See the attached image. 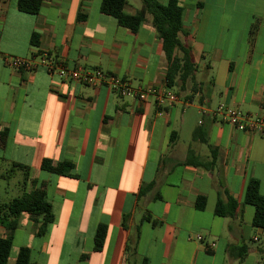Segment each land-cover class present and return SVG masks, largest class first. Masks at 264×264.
I'll use <instances>...</instances> for the list:
<instances>
[{"label": "crops", "instance_id": "0c3cea01", "mask_svg": "<svg viewBox=\"0 0 264 264\" xmlns=\"http://www.w3.org/2000/svg\"><path fill=\"white\" fill-rule=\"evenodd\" d=\"M16 3L0 0V132L7 131L0 204L38 188L54 221L38 236L41 217L21 215L6 264L20 248L36 264H264V229L243 204L250 180L264 197V136L211 115L219 104L264 114V0H178L177 37L196 67L183 90L165 86L167 62L150 15L133 33L100 13L101 0H44L36 15ZM140 9L126 0L124 13ZM42 54L181 101L138 103L41 66L17 71L5 63ZM43 160L71 167L58 175L42 170ZM229 198L233 215H215L217 200ZM100 226L105 239L95 252Z\"/></svg>", "mask_w": 264, "mask_h": 264}, {"label": "trees", "instance_id": "16d2710c", "mask_svg": "<svg viewBox=\"0 0 264 264\" xmlns=\"http://www.w3.org/2000/svg\"><path fill=\"white\" fill-rule=\"evenodd\" d=\"M44 0H17V9L19 12L36 15L38 14ZM126 0H101L99 11L101 14L112 17L117 24L123 28L135 33L139 30L141 24L145 22L146 15L151 16V25L155 29L157 38L162 42L163 56L167 62L165 74V86L175 88L180 86L183 90L187 81L193 79L195 72V63L193 61L191 48L182 45L177 34L182 27V8L178 0H167L161 4L156 0H142V6L135 15L124 13ZM80 20V16L78 17ZM36 35L32 36L35 40ZM179 54V56L177 55ZM176 94V93H175ZM7 131L0 132V149L6 145ZM71 164L62 162L52 166L49 160H43L41 169L58 175H63L65 170L70 168ZM243 204L254 207L252 225L256 228L264 229V197L259 193V185L256 180H250L245 188ZM235 201L228 199L226 204L217 200L214 213L220 217H231L235 210ZM205 199L198 198L196 208L203 210ZM28 215L36 219L41 217L37 235L43 236L48 225L54 221V215L49 203L46 201L45 192L38 188L16 197L5 204H0V226L6 230V238L0 239V264H6L9 251L12 244L13 233L18 226V218L21 215ZM105 227L100 226L95 232L93 251L99 252L105 239ZM85 258V257H83ZM261 260L264 262V248L261 250ZM15 264H36L30 259V250L20 248L15 260Z\"/></svg>", "mask_w": 264, "mask_h": 264}, {"label": "built area", "instance_id": "2783aa9c", "mask_svg": "<svg viewBox=\"0 0 264 264\" xmlns=\"http://www.w3.org/2000/svg\"><path fill=\"white\" fill-rule=\"evenodd\" d=\"M5 63L10 68L17 71H33L41 66L49 76L66 78L71 83L84 86H104L110 92L117 94L120 98H129L138 103L147 102L149 98H152L153 102L158 107H161L181 101L179 96L173 92L159 89L155 86L133 88L126 79L99 69L87 70L82 67L68 69L62 63L55 61L47 54H42L38 58H6ZM184 104L189 103L186 102ZM211 115L213 117H218L222 122L232 126L238 131L264 136V114H244L239 110L219 104L211 110ZM198 239H200V237H198ZM254 240H256V238H254Z\"/></svg>", "mask_w": 264, "mask_h": 264}, {"label": "rangeland", "instance_id": "374dc122", "mask_svg": "<svg viewBox=\"0 0 264 264\" xmlns=\"http://www.w3.org/2000/svg\"><path fill=\"white\" fill-rule=\"evenodd\" d=\"M128 2L134 7H137V6L141 7L142 6V4H140L138 0H128ZM250 244L253 245L254 243L250 242Z\"/></svg>", "mask_w": 264, "mask_h": 264}]
</instances>
